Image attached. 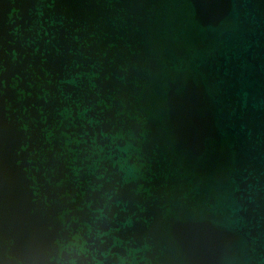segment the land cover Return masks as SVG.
<instances>
[{"label": "water", "instance_id": "obj_1", "mask_svg": "<svg viewBox=\"0 0 264 264\" xmlns=\"http://www.w3.org/2000/svg\"><path fill=\"white\" fill-rule=\"evenodd\" d=\"M0 264H264V0H0Z\"/></svg>", "mask_w": 264, "mask_h": 264}]
</instances>
